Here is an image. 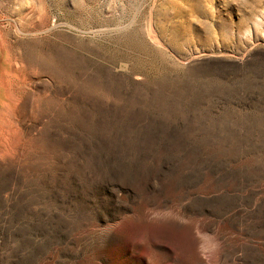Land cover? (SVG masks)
<instances>
[{
	"label": "rangeland",
	"instance_id": "1",
	"mask_svg": "<svg viewBox=\"0 0 264 264\" xmlns=\"http://www.w3.org/2000/svg\"><path fill=\"white\" fill-rule=\"evenodd\" d=\"M0 43V264H264V0H0Z\"/></svg>",
	"mask_w": 264,
	"mask_h": 264
},
{
	"label": "bare ground",
	"instance_id": "2",
	"mask_svg": "<svg viewBox=\"0 0 264 264\" xmlns=\"http://www.w3.org/2000/svg\"><path fill=\"white\" fill-rule=\"evenodd\" d=\"M17 61L13 52L4 43H0V108L2 106L7 115V119L0 117V128L4 132V136L5 134L13 136L20 129L19 115L15 104L20 103L26 90L34 81L32 74L27 73V69L34 71V66L24 62L18 64ZM23 68L27 69L21 71ZM2 113L4 112L0 110V115Z\"/></svg>",
	"mask_w": 264,
	"mask_h": 264
}]
</instances>
